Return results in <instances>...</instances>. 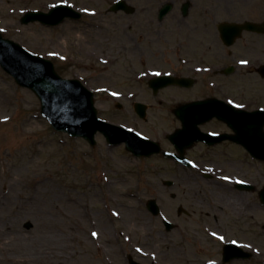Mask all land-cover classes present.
I'll return each mask as SVG.
<instances>
[{
  "label": "rangeland",
  "instance_id": "1",
  "mask_svg": "<svg viewBox=\"0 0 264 264\" xmlns=\"http://www.w3.org/2000/svg\"><path fill=\"white\" fill-rule=\"evenodd\" d=\"M115 1L0 0V32L51 61L60 77L79 80L92 90L101 119L153 140L166 127L167 103H145L152 107L142 121L132 101L118 98L119 91L138 87L133 80L149 68L146 63L155 69L148 71L151 75L178 68L175 50H224L216 23L264 20V0H126L132 12H109ZM165 2L174 9L158 21ZM183 2L191 5L185 19L180 15ZM57 4L83 13L53 28L20 24L25 12H47ZM254 37H249L253 50H264V35ZM95 139L90 147L83 139L53 131L40 115L35 94L0 68V264H128V257L143 264L185 259L220 264L224 243L211 231L221 230L189 220L180 228L187 230L189 241L176 236L172 242L171 234L164 236L163 228L141 210L154 198L168 213L172 209L175 215L180 205L190 211L195 206L183 194L199 190L196 181H187V173L160 157L135 158L122 145L107 146L101 135ZM171 179L174 186L167 188L163 182ZM239 199L240 207L246 198ZM254 215L258 224L252 230L246 227L252 245L234 229L223 236L250 251L252 258L228 264H264V211L255 206ZM219 224L209 222L225 228Z\"/></svg>",
  "mask_w": 264,
  "mask_h": 264
},
{
  "label": "flooded vegetation",
  "instance_id": "2",
  "mask_svg": "<svg viewBox=\"0 0 264 264\" xmlns=\"http://www.w3.org/2000/svg\"><path fill=\"white\" fill-rule=\"evenodd\" d=\"M190 7L185 17L180 7L182 19L189 16ZM244 21L252 20L229 22ZM217 34L224 50H175L179 67L166 70L165 74L173 77L166 88L154 91L150 87L153 75L149 72L155 69L146 63L144 66L149 68L133 80L138 87L119 91V98L133 103H167L163 113L166 127L154 141L168 157L163 153L155 156L187 173L185 179L196 181L199 187L192 195L183 194V200L195 206L190 207V211L180 205L175 215L172 209L168 213L155 199L159 213L154 215L144 206L141 210L148 215L146 219L160 225L164 236L171 234L172 242L176 236L183 243L189 241L187 230L180 231V228L182 222L193 220L210 231L221 230V234L211 231L214 237L224 236L228 229H234L235 234L245 238V244L252 245V234L248 230L258 224L254 220V207L264 211L261 200L262 193L264 195V70L261 69L264 50H253L249 37L260 36L257 33L244 32L230 48L221 42L218 29ZM141 96L150 97L152 101ZM146 105L147 115L152 105ZM256 169L261 171L256 172ZM170 181L169 188H172L174 180ZM176 197L174 193L169 194L171 201ZM243 197L246 201L239 207V198ZM217 214L222 217L218 218ZM211 221L225 228L213 227L209 225ZM134 248L138 252V245ZM221 259L222 256L219 263L223 264ZM211 262L185 259L176 264Z\"/></svg>",
  "mask_w": 264,
  "mask_h": 264
},
{
  "label": "water",
  "instance_id": "3",
  "mask_svg": "<svg viewBox=\"0 0 264 264\" xmlns=\"http://www.w3.org/2000/svg\"><path fill=\"white\" fill-rule=\"evenodd\" d=\"M188 7V3L183 4V15L187 14ZM118 8L119 5H116L112 10ZM170 9L171 5L165 4L159 11V20ZM79 16L69 6L57 5L48 13L27 12L21 18L20 23L26 25L39 22L44 26L53 27L62 23L66 18L78 19ZM257 27L259 25L252 23H245L244 25L222 24L220 29L223 39L228 40L227 43L230 45L243 29L254 30ZM0 66L14 78L20 87L30 89L37 96L41 104L42 116L55 131L65 132L70 137H82L91 145L95 143V134L100 132L106 137L110 145H118L124 142L126 149L136 157L150 156L159 151L157 145L137 134L98 119L92 92L77 80L62 79L55 72L54 66L49 60L27 52L19 44L4 39L1 33ZM169 82L167 77H158L151 83L155 88H158L166 86ZM140 108L139 105L134 106L135 112L143 115ZM153 145L155 148H152ZM147 206L156 208L154 201H149ZM249 257V254L244 253L235 245L224 247L223 262H229L234 258ZM130 264L137 263L130 261Z\"/></svg>",
  "mask_w": 264,
  "mask_h": 264
},
{
  "label": "snow or ice",
  "instance_id": "4",
  "mask_svg": "<svg viewBox=\"0 0 264 264\" xmlns=\"http://www.w3.org/2000/svg\"><path fill=\"white\" fill-rule=\"evenodd\" d=\"M93 235L95 236L96 234H95V233H93Z\"/></svg>",
  "mask_w": 264,
  "mask_h": 264
}]
</instances>
